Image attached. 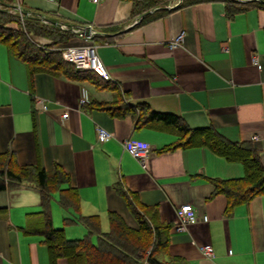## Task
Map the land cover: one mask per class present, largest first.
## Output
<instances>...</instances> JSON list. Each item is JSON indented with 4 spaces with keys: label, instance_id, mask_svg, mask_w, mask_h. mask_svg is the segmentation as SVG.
I'll list each match as a JSON object with an SVG mask.
<instances>
[{
    "label": "crops",
    "instance_id": "0c3cea01",
    "mask_svg": "<svg viewBox=\"0 0 264 264\" xmlns=\"http://www.w3.org/2000/svg\"><path fill=\"white\" fill-rule=\"evenodd\" d=\"M180 1L150 9L169 11L141 22L145 14L133 13L135 0H11L12 9L74 33L55 48L96 44L116 89L62 74H31L0 42V152L13 150L20 164L40 160L47 170L58 164L69 172L80 212L98 214L102 230L111 210L128 225H138L114 188L121 181L171 225L160 258L172 264H264V194L235 205L229 214L224 194L208 198L209 178L243 175L240 161H229L206 145L160 151L177 141L173 126L136 127L131 114L112 116L93 107L92 102L111 101L120 91L126 103L143 101L153 110L178 114L189 127L212 125L231 140H252L264 164V7L229 11L222 0L178 6ZM80 25L89 26L94 37L79 34ZM181 33V41L171 46ZM65 111L68 116L62 117ZM99 126L113 136L100 141ZM127 138L152 145L144 167L124 148ZM58 197L54 192L51 218L55 227H63L56 222L72 210L63 208ZM185 203L208 219L178 231L174 222ZM0 206L6 207L0 211V264H49L44 236L29 232L44 225L39 189L26 182L2 189ZM86 233L81 228L78 235ZM205 244L212 245V256L203 254ZM57 264L69 263L60 257Z\"/></svg>",
    "mask_w": 264,
    "mask_h": 264
},
{
    "label": "trees",
    "instance_id": "16d2710c",
    "mask_svg": "<svg viewBox=\"0 0 264 264\" xmlns=\"http://www.w3.org/2000/svg\"><path fill=\"white\" fill-rule=\"evenodd\" d=\"M207 0H181L178 6ZM229 11L245 9L249 5L264 7V0H250L242 3L237 0H222ZM169 0H135L134 14H145L141 22L153 19L168 12L160 8L152 13L148 11L157 6L168 4ZM41 35L51 39L49 43H40L31 35ZM74 33L55 24H47L36 16L24 15L12 9L11 0H0V42L28 66L29 72L45 71L55 75H64L71 79H88L98 88H114L113 82L103 79L91 70L77 69L65 61L61 50L54 45L67 41ZM94 37V36H93ZM93 107L105 109L112 116L131 114L135 126L168 125L179 134L177 141L167 144L160 151L176 147L206 145L215 153L229 161H240L244 167L241 176L229 178H209L212 192L208 198L224 194L227 203L224 212L229 214L233 207L245 203L257 195L264 194V164L260 151L252 140H231L214 126L189 127L182 117L172 112L151 109L146 102L126 103L120 91L111 101H94ZM26 182L35 185L40 192L43 229L31 230L44 236L49 264H57L63 257L69 264H172L169 259H161L169 244L170 224L159 220L156 209L148 208L137 194L126 189L121 181L115 182L114 188L123 196L129 211L136 219L137 227L127 224L121 214L108 212L109 229H101L98 214L80 212L78 190L71 185V175L58 164L47 170L38 160L31 164H20L13 150L0 152V190L15 187ZM67 185V186H63ZM58 192V202L70 209L71 214L63 217L64 224L80 222L87 233L83 237L69 238L64 227H55L52 223L50 204L54 192ZM0 211L6 207L0 206ZM92 235H97L93 242Z\"/></svg>",
    "mask_w": 264,
    "mask_h": 264
},
{
    "label": "built area",
    "instance_id": "2783aa9c",
    "mask_svg": "<svg viewBox=\"0 0 264 264\" xmlns=\"http://www.w3.org/2000/svg\"><path fill=\"white\" fill-rule=\"evenodd\" d=\"M93 3H98L100 0H90ZM21 12V11H20ZM21 18H23V13H20ZM65 26H61L64 28ZM66 28V27H65ZM75 30V29H74ZM93 31L91 30L88 38H91ZM182 39V33L179 34L173 41L170 42L171 46L178 44ZM62 58L73 64L77 69L81 70H92L96 72L105 80H111V75L109 74L104 62L97 52V46L94 43H85L77 45H65L60 48ZM258 64V62H256ZM86 96L82 97L81 100L84 102ZM41 102V101H40ZM41 107L45 108V105L41 102ZM68 116V111L62 114V117ZM97 135L100 141H106L113 136V132L110 130L99 126L97 128ZM124 148L129 151V153L136 158L141 165L144 167L146 165V160L152 149V145L147 141L135 138H127L124 140ZM208 217L203 215L200 217L195 208L190 203H185L180 205L177 210V219L174 222V228L178 231L186 228L187 224L198 221L207 220ZM201 250L205 256L213 255V247L211 244H205L201 247Z\"/></svg>",
    "mask_w": 264,
    "mask_h": 264
},
{
    "label": "rangeland",
    "instance_id": "374dc122",
    "mask_svg": "<svg viewBox=\"0 0 264 264\" xmlns=\"http://www.w3.org/2000/svg\"><path fill=\"white\" fill-rule=\"evenodd\" d=\"M170 1V0H169ZM31 37L36 40V37H34L33 35H31ZM37 41V40H36ZM56 223H60L59 226H63L64 227V230H65V234H67L66 236L67 237H83V236H80L78 235V233L81 231V228H84V231H86L84 225L82 223H70L68 224L67 226L64 224L63 220H62V217H61V220L56 222ZM57 225V224H56ZM66 226V227H65ZM71 226V227H70ZM82 226V227H81ZM105 228H103L104 231L108 230L109 229V224L106 223V225L104 226ZM70 228H72L70 230ZM84 233V232H83ZM84 235V234H83ZM92 240L93 242H96L97 241V235H92Z\"/></svg>",
    "mask_w": 264,
    "mask_h": 264
},
{
    "label": "water",
    "instance_id": "95a60500",
    "mask_svg": "<svg viewBox=\"0 0 264 264\" xmlns=\"http://www.w3.org/2000/svg\"><path fill=\"white\" fill-rule=\"evenodd\" d=\"M77 28H79L78 33L81 35H88L90 33L89 26L80 25Z\"/></svg>",
    "mask_w": 264,
    "mask_h": 264
}]
</instances>
